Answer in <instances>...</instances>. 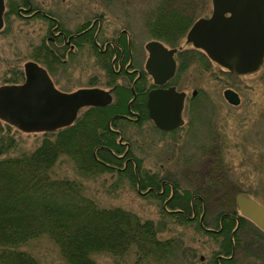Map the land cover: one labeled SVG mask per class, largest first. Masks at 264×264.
<instances>
[{
  "label": "rangeland",
  "instance_id": "obj_1",
  "mask_svg": "<svg viewBox=\"0 0 264 264\" xmlns=\"http://www.w3.org/2000/svg\"><path fill=\"white\" fill-rule=\"evenodd\" d=\"M41 1L33 0V5L41 7ZM208 1L210 4L204 9L207 13L211 5V0ZM70 2L72 0H44V10L58 18L60 8ZM195 2L204 5L205 0H113L110 6L106 0H74L75 7L63 16L75 25L78 19L90 15L92 8L96 7L98 15L106 19L107 36L113 38L125 28L131 36L133 50L145 58L144 44L152 39L151 34L162 30L167 33L165 36L176 37L185 20L168 17L182 13L190 16L195 8L200 7L193 5ZM200 15L190 19L191 22ZM163 17L166 20L157 21ZM46 25L47 21L38 16L23 18L8 11L0 32V85L10 84L5 81L12 77V67L23 70L26 61L34 60L31 54L43 34L45 38ZM179 40L184 43L185 36ZM86 47L83 45L80 50L83 54L80 62L75 60L66 65L63 79L60 69L52 65L53 82L58 89L85 86L90 79L104 81L100 56L89 57ZM190 56L191 62L176 79L178 87H186L189 94L194 89L199 93L187 113L186 124L173 133H159L150 120L129 121L121 128L127 138L125 141L131 143L133 153L141 158L143 169L157 172L168 181H178L183 188L200 190L197 193L208 201L209 218L221 209H229L227 197L232 199L237 192H249L264 202V64L254 74L234 77L228 76L221 66L209 61L195 48ZM226 87L233 88L240 95L238 106L224 99ZM14 135L15 146L5 156L30 152L44 137L43 132L19 130L14 131ZM51 175L79 181L85 193L100 206H119L142 219H151L160 238L180 239L182 263L179 258L178 261L181 264H204L200 256H208L213 248L207 247L209 241L200 227L187 218L184 221L170 215V208L165 207L164 202L138 190L117 169L95 176L79 173L71 157L61 153L51 167ZM202 182H205L203 188L209 184L207 192L200 187ZM16 247L30 254L38 264H68L57 244L47 235L32 238ZM90 256L96 264H113L114 261L113 255L107 251L92 252ZM124 259L125 264H134L132 254H127Z\"/></svg>",
  "mask_w": 264,
  "mask_h": 264
},
{
  "label": "trees",
  "instance_id": "obj_2",
  "mask_svg": "<svg viewBox=\"0 0 264 264\" xmlns=\"http://www.w3.org/2000/svg\"><path fill=\"white\" fill-rule=\"evenodd\" d=\"M191 21L181 25L180 37L160 38L176 43ZM151 36L156 37L154 33ZM32 53L31 58L50 70L47 60L42 59L40 44ZM46 54L56 61L44 39ZM11 73L12 77L5 82H23L22 69L12 67ZM128 96L119 86L111 104L80 110L70 125L43 132L37 147L15 155L5 156L15 146L14 131L18 129L0 120V264H38L16 246L40 235L49 236L57 244L68 264H96L90 256L96 251L112 254L113 264H125L124 258L129 253L134 256V264L182 263L180 239L160 238L151 219H142L119 206H100L85 193L79 181L51 175V167L61 153L71 157L79 173L95 176L117 169L138 190L164 202L170 215L187 221L190 199L200 190L183 188L178 181H168L161 174L141 167V158L133 153L121 129L129 121L115 117L126 112ZM141 121H149L146 113L135 122ZM208 185L203 188L206 192Z\"/></svg>",
  "mask_w": 264,
  "mask_h": 264
},
{
  "label": "water",
  "instance_id": "obj_3",
  "mask_svg": "<svg viewBox=\"0 0 264 264\" xmlns=\"http://www.w3.org/2000/svg\"><path fill=\"white\" fill-rule=\"evenodd\" d=\"M213 12L197 19L186 41L236 76L256 73L264 60V0H212ZM4 0H0V30L4 26ZM229 13V15H225ZM146 70L156 84H163L175 71L174 49L151 40L146 43ZM22 83L0 85V120L22 132H47L70 125L78 111L88 106H105L112 101L109 91L91 87L71 92L57 89L46 69L36 61L23 64ZM194 89L192 94L195 95ZM185 93L174 86L150 90L147 108L150 119L160 130H173L183 124ZM231 105L241 102L231 87L223 90ZM241 214L264 230V207L244 193L235 197Z\"/></svg>",
  "mask_w": 264,
  "mask_h": 264
},
{
  "label": "flooded vegetation",
  "instance_id": "obj_4",
  "mask_svg": "<svg viewBox=\"0 0 264 264\" xmlns=\"http://www.w3.org/2000/svg\"><path fill=\"white\" fill-rule=\"evenodd\" d=\"M73 1L74 0H72L70 3H67V5H61L62 7L60 8V15L57 16L58 18H56L53 13L44 10V0L41 1L43 3L41 4V7L33 5V0H4V24L7 17L5 14L10 10L11 12H14L23 18L28 16H38L47 21L45 38L43 34L42 40L40 42V51L42 54V59L44 60L45 58L49 63L50 70L47 65L39 64L46 69L52 81L54 80L52 75L54 72V66L52 65L54 64L60 69L59 73L63 79L66 76L64 75V68H66V65L71 64L75 60L79 62L81 61L83 54L80 50L82 49L83 45H86V48L89 49V57L94 56L96 58L97 55L100 56V59L102 60L100 67L104 70V83H101L96 79H90V82L88 81V84L85 83L87 84L85 86H79L72 90H67L65 87H62V89L59 90L63 92H71L79 88H101L110 92L112 101L109 104H111L115 100L116 90L120 86L129 94V96L125 103L126 112L117 114L115 117L120 116L126 121L133 122L145 116L146 113L147 117L152 122V125L159 133H173L177 129L182 128L187 122V113L194 104L193 99L199 97V93L193 95L191 92V94H189L186 87H178L176 81L181 71L184 70L191 62L192 58H190V53H192L193 48H195L193 47L192 43L186 41V35L188 30L197 19L202 17L207 18L212 14V0L209 13L205 12V10L210 3L208 0H205L204 5L203 3L198 4V2L193 4L200 7H198V9L195 8L194 12L192 11L190 16H186L182 13L172 14L170 18L168 17V19L177 18L178 20L187 21L192 19L194 16L201 14L196 19H193V23H191L187 29L184 35V43H181V40H179L183 37L179 38L178 42L176 43H168L163 41L160 37H164L167 35V33L161 32L162 30L159 32H154L157 38L152 37V39L148 40L158 41L162 43L167 49L175 50L173 53V58L175 61L174 74L163 84H156L152 76L146 70V61L148 58L146 43L148 41L144 44L147 55L145 58H143L142 54H136L133 50L131 36L125 28L120 29V31L113 38L111 35L107 36L108 34L105 30L106 19L103 20L101 15H98L96 7H91L92 13H90L88 16L86 15L85 17L78 19L77 24L73 25V22L70 19L67 20L63 16L66 11H70L73 9V7H75L76 3H73ZM106 1L107 5L110 6L109 3L113 0ZM6 6L8 9H6ZM225 15H229V13H226ZM159 18L157 20L159 22H161L162 19L166 20L164 17L161 19ZM179 27V29H181L182 26ZM176 34L179 37L181 36L179 32ZM44 39L46 47L52 54H55L56 56L55 62L52 61V57L48 54L44 56ZM195 49L207 57V55L201 49ZM209 61L211 60L209 59ZM36 62L38 63V61ZM100 84H104L103 87ZM171 86H174L177 91H183L185 93L181 111L183 124L173 130L164 131L157 128L150 119L147 108V97L148 93L152 89H165ZM195 105L199 106L197 103ZM126 147L129 148V144H127ZM238 193H244L248 195L264 207V202L255 197L253 194L249 192H237L233 195L232 199L231 197L227 198L228 202L230 203L229 209H221L216 212L217 214L209 218L208 201L206 197L197 194L195 197L193 196L190 199L187 219L191 220L193 224L202 229L201 231L204 232L207 241H209L207 247L213 246L208 256H200V259L204 262V264H264V230H262L252 220L241 214L235 199ZM240 254L241 256H239Z\"/></svg>",
  "mask_w": 264,
  "mask_h": 264
}]
</instances>
